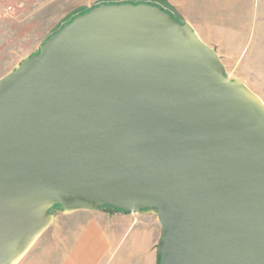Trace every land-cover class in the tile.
Instances as JSON below:
<instances>
[{
    "label": "water",
    "instance_id": "water-1",
    "mask_svg": "<svg viewBox=\"0 0 264 264\" xmlns=\"http://www.w3.org/2000/svg\"><path fill=\"white\" fill-rule=\"evenodd\" d=\"M103 206L157 218L156 264H264V101L156 3L93 5L0 77V264Z\"/></svg>",
    "mask_w": 264,
    "mask_h": 264
},
{
    "label": "rangeland",
    "instance_id": "rangeland-1",
    "mask_svg": "<svg viewBox=\"0 0 264 264\" xmlns=\"http://www.w3.org/2000/svg\"><path fill=\"white\" fill-rule=\"evenodd\" d=\"M102 1L111 0H0V77L24 56L36 53L39 45L73 15ZM145 1L159 2L180 21L190 22L200 37L217 52L226 74L243 80L264 101V0ZM102 209L105 213L97 218L107 231L124 228L130 220L127 215L117 220L106 214L112 209L110 206ZM52 213L54 219L39 237V242L53 236V227L79 225L95 218L94 211L63 216L60 207L53 209ZM157 227L160 229L159 224ZM158 241L151 246L154 254ZM116 242L119 247L122 240ZM113 254L112 251L107 258L101 259L100 264H131V260L124 261ZM156 262L157 258L152 264Z\"/></svg>",
    "mask_w": 264,
    "mask_h": 264
},
{
    "label": "crops",
    "instance_id": "crops-1",
    "mask_svg": "<svg viewBox=\"0 0 264 264\" xmlns=\"http://www.w3.org/2000/svg\"><path fill=\"white\" fill-rule=\"evenodd\" d=\"M79 212L69 215L75 216ZM103 213V209L95 211V218L79 225L53 227V236L43 242L37 240L18 264H100V260L107 258L112 251L115 258L131 260V264H152L155 261L156 254L152 253L151 246L159 239L161 228L158 229L154 215L147 212L125 214L109 209L106 214L115 216L117 220H121L123 215L129 216L130 220L124 228L107 231L97 218ZM120 239L122 242L117 247L116 241Z\"/></svg>",
    "mask_w": 264,
    "mask_h": 264
},
{
    "label": "trees",
    "instance_id": "trees-1",
    "mask_svg": "<svg viewBox=\"0 0 264 264\" xmlns=\"http://www.w3.org/2000/svg\"><path fill=\"white\" fill-rule=\"evenodd\" d=\"M122 1H130V2H134V3H138V2H146L145 0H111V1H102V2H122ZM102 2H99V3H102ZM99 3H97V4H99ZM152 3H156V4H158L159 6H161L163 9H165L166 11L172 13L169 9H167L166 7H164L161 3H159V2H152ZM95 5H96V4H95ZM86 10H87V9L82 10V11L76 13L75 15L72 16V18H73L74 16L80 14V13H83V12L86 11ZM172 14H173V13H172ZM173 15H174V14H173ZM174 16H175V15H174ZM68 21H69V20H68ZM66 22H67V21H66ZM59 27H61V25H60Z\"/></svg>",
    "mask_w": 264,
    "mask_h": 264
}]
</instances>
